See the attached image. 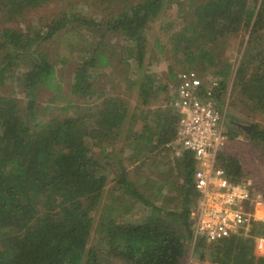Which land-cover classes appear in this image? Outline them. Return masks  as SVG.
Here are the masks:
<instances>
[{
	"label": "trees",
	"instance_id": "1",
	"mask_svg": "<svg viewBox=\"0 0 264 264\" xmlns=\"http://www.w3.org/2000/svg\"><path fill=\"white\" fill-rule=\"evenodd\" d=\"M50 2L0 0V5L11 19ZM164 2L142 0L125 6L107 20L65 14L52 20L44 35L11 27L1 29L0 86L7 80L15 81L28 100L29 113H21L17 97L0 95V264H105L95 245L87 244L105 186L112 178L113 191L149 208L142 221L125 223L112 215L114 201L109 199L99 210L95 227L98 246H104L123 262L182 264L185 242L193 240V252L198 258V263L193 264H203L210 258L217 264H264V257L256 249L258 238H264V221L254 220L249 236L231 235L216 242L193 238L190 217L198 195L193 185L196 160L192 152L181 150L173 165L167 166L160 189L170 193L177 190V196L169 199L176 208L166 212L128 179L123 165L114 169L106 154L123 131L136 158L152 154L158 147L171 149L177 121L172 107L148 114L153 123L149 127L141 123L145 117H138L142 110L139 106L131 108L122 97L97 91L93 74L96 68L108 66L115 53L124 63L131 58L138 67L142 66L147 49L146 26L159 15ZM181 12L179 9L178 14ZM72 21L89 29L82 32V37L94 38L92 46L75 65L71 98L56 114L44 115L43 122L35 123L38 89L61 91L56 63L41 45ZM161 24L174 64L195 69L201 75L218 76L217 100L229 86V94L242 96L248 111L264 113V0H207L195 7L190 20L182 16L180 22L173 19ZM231 35H241L243 40L234 67L218 49V44ZM113 38L121 39L122 44L111 45ZM156 87L145 72L138 86L141 104H148ZM234 128L227 126L228 141L238 134ZM248 137L260 141L264 148V129L257 124H253ZM92 142L99 147L98 156L94 155ZM229 150L228 146L217 154L216 165L230 180L248 179L239 157ZM167 161L160 163L165 166ZM174 171L176 176L172 177ZM251 187L264 194V183H252ZM116 201L121 199L117 197Z\"/></svg>",
	"mask_w": 264,
	"mask_h": 264
},
{
	"label": "rangeland",
	"instance_id": "2",
	"mask_svg": "<svg viewBox=\"0 0 264 264\" xmlns=\"http://www.w3.org/2000/svg\"><path fill=\"white\" fill-rule=\"evenodd\" d=\"M142 0H112L111 3H96L89 4L86 0H52L47 5L26 10L22 15L8 19V15L3 13L0 5V32L3 27H11L23 32H29L31 35L35 32L41 35L45 34L46 26L53 20L62 18L65 14L75 13L80 14L86 19L94 18L96 20H107L113 18L115 14L121 13L125 6L138 3ZM207 0H165L159 15L150 21L145 29L147 39V49L144 62L141 67H138L135 60L131 59L128 62L121 61L119 54H114L110 64L105 67H99L94 70L95 89L97 91H108V94L118 95L123 98L131 108L139 106L140 119L146 118L141 123H147L149 127H153L152 119L148 114L160 112L165 107H171L170 101L175 93V73L185 69L180 65H176L172 61L171 52L167 46V33L162 29V21L177 20L181 21L182 16H186V20H190L191 14L195 7ZM181 9V15L178 10ZM66 16V15H65ZM68 24L67 28L62 29L54 34V36L41 45V49L45 50L51 60L56 63V80L61 83V91L55 92L46 87H40L36 93L35 101V123L43 122L44 115L49 116L56 114L57 110L71 98L70 92L71 83L73 81V71L75 65L87 56V49L92 46V39L82 37V32L89 31L83 24H76L74 21ZM185 24V23H183ZM92 34V33H91ZM88 34H86L87 36ZM111 45L122 44L121 39L113 38L110 40ZM109 49L110 46L108 47ZM243 48V40L241 35H231L218 44V49L224 59L235 66L241 50ZM123 57L125 54L121 52ZM57 61V62H56ZM171 68V69H170ZM149 74L150 79L155 83V95L149 99L147 105L141 104L138 86L144 77V73ZM210 72V71H209ZM0 95L17 97L21 107V113H29L27 110V98L20 86L13 80H7L4 86H0ZM51 99H58L57 102H50ZM217 105L224 113V125L227 129L228 125L235 126L234 129L238 134L233 140L227 142L230 147V152L237 155L244 171L248 175V179L255 185L264 183V148L260 141H252L249 139V133L241 129L237 125L229 123V120L242 123L245 125L257 124L261 129H264V113L253 114L246 108L242 96L230 95L229 86L223 97L217 100ZM78 103V102H76ZM138 107V108H139ZM139 112V111H138ZM56 116V115H54ZM139 124L136 125L138 128ZM251 132V131H250ZM126 138V133L123 131L122 136L114 139V142L108 146L106 152L108 158L113 163V168L121 165L125 167L128 179L132 181L137 188L156 205H161L163 211H172L176 208L174 202H169L170 197L177 196V190L173 193L168 192L166 188L160 189V186L165 181V171L167 166L173 165L176 152L179 150L174 142H170L171 149L155 148L151 153H144L141 157L134 155L130 148L131 142ZM153 143H150L151 146ZM94 155L98 156L99 147L92 142ZM142 151L146 149L142 148ZM175 151V153H173ZM137 159V160H135ZM134 160V161H133ZM168 160L165 166L161 165L160 161ZM197 166V164H196ZM112 173L111 170H108ZM176 176V171L172 177ZM171 177V178H172ZM181 181V178H176ZM114 178L108 179L105 186L102 200L95 215L94 224L87 246L95 245L99 257L104 260L105 264H129L123 262L110 253L104 246H98L99 238L96 232V223L98 220L99 210L102 209L109 199L114 201L115 209L112 215L118 217L119 222L127 221H142L148 214V207L137 200H133L127 196H122L119 191H113ZM119 197L121 201L117 202ZM125 207L127 208L125 212ZM121 210V211H120ZM264 213V208L258 212ZM122 215V216H121ZM256 220L264 221L263 218ZM249 236V235H248ZM264 239V238H263ZM186 253L183 257L182 264L198 263L197 255L193 252L194 242L186 241ZM98 246V247H97ZM259 255L264 257V248L262 250L256 248ZM260 250V251H259ZM217 264L212 262V259H206L203 264Z\"/></svg>",
	"mask_w": 264,
	"mask_h": 264
},
{
	"label": "built area",
	"instance_id": "3",
	"mask_svg": "<svg viewBox=\"0 0 264 264\" xmlns=\"http://www.w3.org/2000/svg\"><path fill=\"white\" fill-rule=\"evenodd\" d=\"M219 77L201 75L195 69L177 73L175 93L170 101L177 114L174 142L192 152L196 160L193 185L198 195L191 210L193 238L216 242L231 235L251 234L257 208L264 206V194L255 191L250 179L230 180L216 165L217 154L228 142L224 113L217 105ZM258 249L264 239L258 238ZM259 250V251H260Z\"/></svg>",
	"mask_w": 264,
	"mask_h": 264
},
{
	"label": "water",
	"instance_id": "4",
	"mask_svg": "<svg viewBox=\"0 0 264 264\" xmlns=\"http://www.w3.org/2000/svg\"><path fill=\"white\" fill-rule=\"evenodd\" d=\"M236 125H238L239 127L243 128L246 130V133H250L251 129H252V125H245V124H242V123H238V122H235Z\"/></svg>",
	"mask_w": 264,
	"mask_h": 264
},
{
	"label": "bare ground",
	"instance_id": "5",
	"mask_svg": "<svg viewBox=\"0 0 264 264\" xmlns=\"http://www.w3.org/2000/svg\"><path fill=\"white\" fill-rule=\"evenodd\" d=\"M259 209L261 210V207H258V208H257L256 216H257V217H263V216H264V213H263L262 211L258 212Z\"/></svg>",
	"mask_w": 264,
	"mask_h": 264
},
{
	"label": "flooded vegetation",
	"instance_id": "6",
	"mask_svg": "<svg viewBox=\"0 0 264 264\" xmlns=\"http://www.w3.org/2000/svg\"><path fill=\"white\" fill-rule=\"evenodd\" d=\"M230 122L229 123H231V124H234V125H236V123L233 121V120H229ZM238 126V125H237ZM239 127V126H238ZM241 128V127H240ZM241 129H243V128H241ZM243 130H245V129H243Z\"/></svg>",
	"mask_w": 264,
	"mask_h": 264
},
{
	"label": "crops",
	"instance_id": "7",
	"mask_svg": "<svg viewBox=\"0 0 264 264\" xmlns=\"http://www.w3.org/2000/svg\"><path fill=\"white\" fill-rule=\"evenodd\" d=\"M261 208H264V206H262Z\"/></svg>",
	"mask_w": 264,
	"mask_h": 264
}]
</instances>
